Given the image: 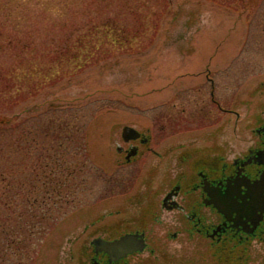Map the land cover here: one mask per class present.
Instances as JSON below:
<instances>
[{"label": "rangeland", "instance_id": "obj_1", "mask_svg": "<svg viewBox=\"0 0 264 264\" xmlns=\"http://www.w3.org/2000/svg\"><path fill=\"white\" fill-rule=\"evenodd\" d=\"M52 1L0 0V78L15 63L39 64L19 92L7 95L0 81V264H80L92 239L140 222L128 197L149 194L148 207L162 175L116 166L124 127L159 132L167 123L162 152L208 137L231 147L264 105V0H145L144 34L131 51L53 77L48 65L69 31ZM135 1L110 6L130 29L139 27L125 12ZM101 4L94 9L106 15ZM212 83L226 111L213 103ZM55 122H69L74 139L52 135ZM179 132L182 140L170 137Z\"/></svg>", "mask_w": 264, "mask_h": 264}, {"label": "flooded vegetation", "instance_id": "obj_2", "mask_svg": "<svg viewBox=\"0 0 264 264\" xmlns=\"http://www.w3.org/2000/svg\"><path fill=\"white\" fill-rule=\"evenodd\" d=\"M214 88L212 83L213 103L226 111L214 99ZM252 120L250 131L231 147L208 137L204 146L196 138L189 147L179 143L162 152L169 139L167 123L159 132L139 131L138 136L121 131L114 143L117 156L123 159L116 158V166L161 172L162 184L146 208L143 196L148 199L149 194L132 200L134 195L129 196L128 206L142 212L137 216L140 222L116 225L112 236L92 239L80 264H261L264 105ZM182 134L170 137L179 135L182 140ZM154 158L161 164H155ZM167 162L171 167L166 169ZM154 181L152 174L149 183ZM98 238L112 243L124 238L128 243L108 253L93 243Z\"/></svg>", "mask_w": 264, "mask_h": 264}, {"label": "trees", "instance_id": "obj_3", "mask_svg": "<svg viewBox=\"0 0 264 264\" xmlns=\"http://www.w3.org/2000/svg\"><path fill=\"white\" fill-rule=\"evenodd\" d=\"M112 1L113 0H89L87 3H85L84 0L52 1L53 6L50 7L51 9L49 11L56 14L58 16L57 18H61L58 19L60 20L59 27L68 29L69 31L66 45L54 53L53 62L51 65H48L52 77L60 75L61 72L74 73L83 70L91 65V63L96 62L98 56L101 54L108 55L112 52L131 51L134 48L133 44L136 39L142 37L144 34L143 30L145 25L143 22L146 15H144L145 11L142 10V8L147 2L145 0H136L135 5L137 6L134 9L130 6H126L125 12H133L139 20V27L137 29H130V27L124 23L123 19H119V17L112 14V9H110L113 3ZM100 2H102L101 5L104 4V8L107 9L104 11L106 15L101 16L99 9L97 11L94 9ZM136 2H138V4H136ZM82 4H84L83 6H85V8L82 7L80 9ZM135 9L136 11H134ZM84 15L87 19L83 23ZM158 19H160V16ZM23 52L25 51H22V54ZM15 65L14 69H9L4 77V83H6L4 91L8 93L7 95L14 89L19 92L20 87L17 88V84L22 80L30 81L35 76L34 74L36 73L37 75L38 73L37 66L39 64H32L30 66L28 60L15 63ZM2 78H0V81ZM12 99L13 97L11 96L8 100ZM55 124L52 123L50 129L52 135L55 134L60 137L61 133L65 132L68 139H74V132L69 122L60 125ZM83 131L84 128L79 132L83 133ZM81 148H83V150L86 149L84 136L82 137L80 149ZM14 200L15 198L10 200L11 203H15Z\"/></svg>", "mask_w": 264, "mask_h": 264}, {"label": "water", "instance_id": "obj_4", "mask_svg": "<svg viewBox=\"0 0 264 264\" xmlns=\"http://www.w3.org/2000/svg\"><path fill=\"white\" fill-rule=\"evenodd\" d=\"M131 133L133 134V136L139 135L137 130H135L134 128L129 127V126L124 127L123 134H131ZM93 243L98 247V250L111 253L116 248H122V247L125 248L126 244L128 243V240L123 238L121 240L114 241L112 243V242H106L103 239L98 238V239H95Z\"/></svg>", "mask_w": 264, "mask_h": 264}]
</instances>
